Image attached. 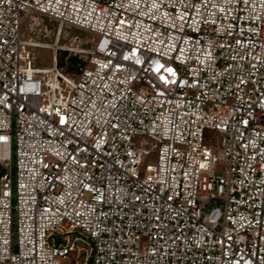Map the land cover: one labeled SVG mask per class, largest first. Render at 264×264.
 Returning a JSON list of instances; mask_svg holds the SVG:
<instances>
[{
  "label": "built area",
  "instance_id": "obj_1",
  "mask_svg": "<svg viewBox=\"0 0 264 264\" xmlns=\"http://www.w3.org/2000/svg\"><path fill=\"white\" fill-rule=\"evenodd\" d=\"M0 166V264H264V0H0Z\"/></svg>",
  "mask_w": 264,
  "mask_h": 264
},
{
  "label": "rangeland",
  "instance_id": "obj_2",
  "mask_svg": "<svg viewBox=\"0 0 264 264\" xmlns=\"http://www.w3.org/2000/svg\"><path fill=\"white\" fill-rule=\"evenodd\" d=\"M36 18H29L25 21L24 35L25 38L31 37L33 41L45 44L48 48H35L34 52L37 55L35 65L39 68H52L53 63V47L56 43L57 26L55 22L49 21L47 17L34 14ZM95 35L90 34L83 30L75 28H65L61 37L60 45L72 46L76 49L90 47L91 38ZM79 59L74 55H69L65 51H58L56 66L63 74H72L78 70L77 64ZM213 132H209L208 135H212ZM140 140V139H139ZM208 145L212 143L207 142ZM144 162L147 164H154L156 158L154 156L146 157ZM15 169V166H14ZM225 166L218 165L216 172L219 175L225 173ZM0 171L5 172L4 168L0 166ZM75 256L71 255L67 259L63 260V264H74Z\"/></svg>",
  "mask_w": 264,
  "mask_h": 264
}]
</instances>
